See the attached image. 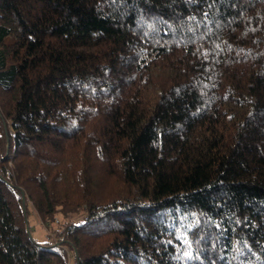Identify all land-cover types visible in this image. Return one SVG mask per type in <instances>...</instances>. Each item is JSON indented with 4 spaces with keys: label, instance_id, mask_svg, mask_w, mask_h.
<instances>
[{
    "label": "trees",
    "instance_id": "1",
    "mask_svg": "<svg viewBox=\"0 0 264 264\" xmlns=\"http://www.w3.org/2000/svg\"><path fill=\"white\" fill-rule=\"evenodd\" d=\"M0 264H264V0H0Z\"/></svg>",
    "mask_w": 264,
    "mask_h": 264
},
{
    "label": "rangeland",
    "instance_id": "2",
    "mask_svg": "<svg viewBox=\"0 0 264 264\" xmlns=\"http://www.w3.org/2000/svg\"><path fill=\"white\" fill-rule=\"evenodd\" d=\"M108 184L109 185L107 187H105L106 185L102 186L103 191L102 189L101 190L99 189L100 197L102 196V197H105L106 199L111 197V195L114 193L113 186L114 184H116V178L113 176H110ZM30 208H31V214L28 218V222H29L28 227L31 230L32 237L40 242H43L46 239L52 241L53 243L57 242V237L54 234V231H52L51 229L47 231L46 228L42 225V221L40 217L37 215L33 206L30 205ZM86 214L87 213L83 212V213H79L78 215H74L72 221L78 222L82 220L86 216ZM56 217H57L56 219L57 220L59 219V220L56 222L57 224H55V226L56 225L61 226L63 223L66 222V219L63 218L61 215H57ZM49 233H52V236Z\"/></svg>",
    "mask_w": 264,
    "mask_h": 264
},
{
    "label": "water",
    "instance_id": "3",
    "mask_svg": "<svg viewBox=\"0 0 264 264\" xmlns=\"http://www.w3.org/2000/svg\"><path fill=\"white\" fill-rule=\"evenodd\" d=\"M28 229H29V227H28Z\"/></svg>",
    "mask_w": 264,
    "mask_h": 264
}]
</instances>
